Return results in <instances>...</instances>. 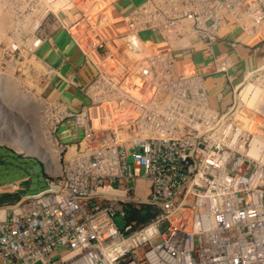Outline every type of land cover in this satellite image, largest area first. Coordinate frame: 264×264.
<instances>
[{"label":"built area","instance_id":"2783aa9c","mask_svg":"<svg viewBox=\"0 0 264 264\" xmlns=\"http://www.w3.org/2000/svg\"><path fill=\"white\" fill-rule=\"evenodd\" d=\"M104 1L96 33L101 16L52 14L78 0H0L27 53L65 30L92 71L76 107L45 63L47 185H0V264H264V0Z\"/></svg>","mask_w":264,"mask_h":264},{"label":"rangeland","instance_id":"374dc122","mask_svg":"<svg viewBox=\"0 0 264 264\" xmlns=\"http://www.w3.org/2000/svg\"><path fill=\"white\" fill-rule=\"evenodd\" d=\"M141 2H143V0L136 1L137 4H140ZM78 3L81 10L74 13L69 9L70 6L66 7L65 5L60 6L58 4L55 6L53 5V8L51 7L52 14H55L57 17H61L63 13L67 15L72 14V20L79 18L81 15L90 18L101 16L103 18V25L94 28L93 31H96V33L101 32L103 29H107L112 20L116 17V15L109 9L108 2H105L104 0H78ZM93 4L96 5L91 8ZM117 8L120 11H127L130 9L129 4L126 3H119ZM3 11L7 13L5 16L9 19V24L6 26V28H8L5 32L6 40L0 39V135L9 137V141L11 139H16L14 141L16 144L18 140H24L19 135L20 131L28 130V134L29 132H32L29 126V103L31 101L34 102L38 95L44 90V76L48 71L46 68L44 69L40 63L43 62L38 56L40 47L36 50V53H27L25 50L31 47V41H29L31 38L28 35L30 32L29 27L26 26V31H22V26L13 22L11 14L12 10L4 9ZM126 11L124 13H126ZM40 12L41 11H35L34 16H38ZM32 18V16L27 15L25 20L29 22ZM43 27L44 25L40 26L42 29ZM16 28L20 29L22 32L19 34H13L16 35V37H13L12 33ZM97 42L98 41L95 40L93 44H96ZM196 61L198 62L200 59L196 57ZM37 70L41 79L39 81L41 85L40 87L34 83L32 75V72ZM43 72L44 76L42 75ZM30 75L31 77L29 78ZM8 78L15 81L13 82L16 87H13V85H10L9 87L8 85L6 88L4 81ZM16 120H19V123L21 122V129L15 132V138H13L14 124ZM60 139L64 140L63 136H60ZM17 151L16 147L9 143H0V164L4 166H12L14 168V171L10 176L0 178V185L28 180V183L25 185L28 188L29 193H35L39 190L45 189L47 185L46 177L44 175L45 164L40 155L33 154L26 156ZM5 199H7V196L0 195V201ZM117 223L120 227L123 226L122 221L118 220Z\"/></svg>","mask_w":264,"mask_h":264},{"label":"crops","instance_id":"0c3cea01","mask_svg":"<svg viewBox=\"0 0 264 264\" xmlns=\"http://www.w3.org/2000/svg\"><path fill=\"white\" fill-rule=\"evenodd\" d=\"M52 32L51 44L44 43L39 48L38 56L50 68L58 72V75L63 79L58 76L52 80L47 87V96L57 97L61 95L66 101L79 107L83 99L69 83L76 80L84 85L91 77L92 71L83 61L81 50L65 30L53 29ZM230 54L240 71H248L254 64L252 53H247L244 48L239 49V53ZM67 82L69 83L67 84ZM67 130L64 129L63 131Z\"/></svg>","mask_w":264,"mask_h":264},{"label":"bare ground","instance_id":"6f19581e","mask_svg":"<svg viewBox=\"0 0 264 264\" xmlns=\"http://www.w3.org/2000/svg\"><path fill=\"white\" fill-rule=\"evenodd\" d=\"M3 8V7H1ZM0 8V39L2 40H6V30L8 28H6V26L9 24V19L5 16L7 13H5L2 9ZM53 8V7H52ZM59 8V7H57ZM41 65L43 66V68L47 69L48 70V67L43 63V62H40ZM19 67V65H18ZM20 69V67H19ZM42 70V69H41ZM18 72V71H17ZM38 70L37 71H33L32 72V75H33V80H34V83L35 84H39V81L41 80L40 79V76L38 74ZM42 75L44 76V72L42 73ZM59 76V75H58ZM64 76V75H63ZM8 77V76H7ZM27 77V76H26ZM31 77V75L29 76V78ZM63 79V78H62ZM30 80V79H29ZM14 80L13 79H10L8 78L7 80L4 81V85L6 86V88L10 87V85H13V87L16 85H14ZM32 82V81H31ZM69 83V82H68ZM32 85V84H30ZM64 87V86H63ZM18 96V95H17ZM22 97V96H21ZM19 98V97H18ZM31 101V100H30ZM29 114H30V117H29V126H30V129L32 132H29V134L27 133L28 130H22L19 132V135L24 139L23 141L20 139L16 142V144L14 143V141L16 139H11L10 141L8 139H10L9 137H4L3 135H0V143L2 142H5V143H9L10 145H13L16 147V149L18 150L17 152L21 153V154H24L26 156H30V155H33V154H36V155H40L42 161L44 163H46L48 161V158H49V154L46 152L45 150V146L43 145L44 143V138L42 137L41 138V134H40V131H39V134L38 136L36 135V137L33 135V133L35 132L34 128L31 126V123L36 120L35 118V113L34 111H32L31 109V105H30V111H28ZM23 119V118H22ZM13 122V121H12ZM11 122V124H12ZM21 122L19 123V120H16L15 124H14V131H13V138H15V132L19 131L21 129ZM34 124V123H33ZM36 126V128L38 129V126L36 124H34ZM0 126H1V123H0ZM1 129V127H0ZM29 129V131H30ZM45 133V132H44ZM31 140L35 141L34 144L31 143Z\"/></svg>","mask_w":264,"mask_h":264},{"label":"water","instance_id":"95a60500","mask_svg":"<svg viewBox=\"0 0 264 264\" xmlns=\"http://www.w3.org/2000/svg\"><path fill=\"white\" fill-rule=\"evenodd\" d=\"M14 168L12 166L0 165V178H6L12 174Z\"/></svg>","mask_w":264,"mask_h":264},{"label":"trees","instance_id":"16d2710c","mask_svg":"<svg viewBox=\"0 0 264 264\" xmlns=\"http://www.w3.org/2000/svg\"><path fill=\"white\" fill-rule=\"evenodd\" d=\"M7 152H9V151H7ZM11 153V152H10Z\"/></svg>","mask_w":264,"mask_h":264},{"label":"flooded vegetation","instance_id":"af4514ba","mask_svg":"<svg viewBox=\"0 0 264 264\" xmlns=\"http://www.w3.org/2000/svg\"><path fill=\"white\" fill-rule=\"evenodd\" d=\"M0 165H2V164H0Z\"/></svg>","mask_w":264,"mask_h":264}]
</instances>
